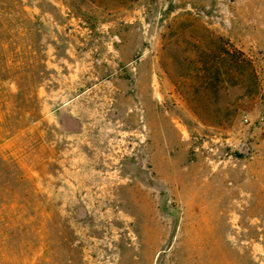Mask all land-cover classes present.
<instances>
[{
  "label": "rangeland",
  "instance_id": "1",
  "mask_svg": "<svg viewBox=\"0 0 264 264\" xmlns=\"http://www.w3.org/2000/svg\"><path fill=\"white\" fill-rule=\"evenodd\" d=\"M0 264H264V0H0Z\"/></svg>",
  "mask_w": 264,
  "mask_h": 264
},
{
  "label": "trees",
  "instance_id": "2",
  "mask_svg": "<svg viewBox=\"0 0 264 264\" xmlns=\"http://www.w3.org/2000/svg\"><path fill=\"white\" fill-rule=\"evenodd\" d=\"M221 56L223 57L221 59V63L222 62H225L226 58H228L230 60V63H232L233 67L231 66V69H235V70H240L242 68H246L247 70V73H248V77L254 81H256V73H255V70L253 69V67L251 66L252 64L248 61H245V60H242L241 59V55L237 54V53H233V52H230L228 50H222V53H221ZM230 68V67H229ZM255 83V82H254Z\"/></svg>",
  "mask_w": 264,
  "mask_h": 264
}]
</instances>
